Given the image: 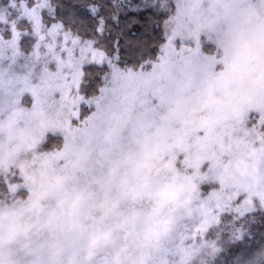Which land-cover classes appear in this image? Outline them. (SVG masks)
Listing matches in <instances>:
<instances>
[{
	"label": "snow or ice",
	"instance_id": "6c2138e0",
	"mask_svg": "<svg viewBox=\"0 0 264 264\" xmlns=\"http://www.w3.org/2000/svg\"><path fill=\"white\" fill-rule=\"evenodd\" d=\"M264 0H0V264H264Z\"/></svg>",
	"mask_w": 264,
	"mask_h": 264
},
{
	"label": "trees",
	"instance_id": "16d2710c",
	"mask_svg": "<svg viewBox=\"0 0 264 264\" xmlns=\"http://www.w3.org/2000/svg\"><path fill=\"white\" fill-rule=\"evenodd\" d=\"M262 239H264V236H262L261 234H257L256 237H255V242L257 244L261 243Z\"/></svg>",
	"mask_w": 264,
	"mask_h": 264
}]
</instances>
